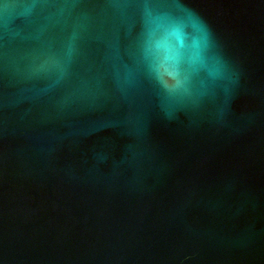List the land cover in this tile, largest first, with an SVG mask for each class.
<instances>
[{"label": "water", "instance_id": "water-1", "mask_svg": "<svg viewBox=\"0 0 264 264\" xmlns=\"http://www.w3.org/2000/svg\"><path fill=\"white\" fill-rule=\"evenodd\" d=\"M0 264H264V0H0Z\"/></svg>", "mask_w": 264, "mask_h": 264}]
</instances>
